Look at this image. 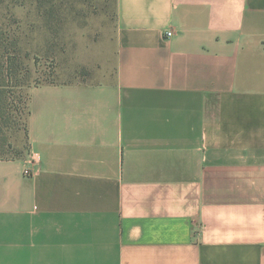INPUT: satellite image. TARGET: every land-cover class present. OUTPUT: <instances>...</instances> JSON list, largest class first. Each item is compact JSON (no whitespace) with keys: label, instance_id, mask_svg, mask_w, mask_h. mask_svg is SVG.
Segmentation results:
<instances>
[{"label":"crops","instance_id":"0c3cea01","mask_svg":"<svg viewBox=\"0 0 264 264\" xmlns=\"http://www.w3.org/2000/svg\"><path fill=\"white\" fill-rule=\"evenodd\" d=\"M113 9L97 80L30 88L0 264H264V0Z\"/></svg>","mask_w":264,"mask_h":264},{"label":"rangeland","instance_id":"374dc122","mask_svg":"<svg viewBox=\"0 0 264 264\" xmlns=\"http://www.w3.org/2000/svg\"><path fill=\"white\" fill-rule=\"evenodd\" d=\"M44 1L0 0V87L6 106L0 111V157L31 151L27 112L32 85L97 80L98 67L112 58L114 0H77V6L75 0H54L58 10L68 2L78 17L57 13L49 26L45 7L39 6Z\"/></svg>","mask_w":264,"mask_h":264},{"label":"trees","instance_id":"16d2710c","mask_svg":"<svg viewBox=\"0 0 264 264\" xmlns=\"http://www.w3.org/2000/svg\"><path fill=\"white\" fill-rule=\"evenodd\" d=\"M48 3H49V5L47 6ZM39 6H40L41 9H43L45 7L44 8V18L46 19L45 22L47 23V26H49V24H51V23L48 24V19H50V17H56V15H57V13H58L59 10L56 9V4L54 3V0H46L43 3H39ZM47 7L49 8L48 10H47ZM41 14H42V12H41ZM3 94H4V91L0 87V111H2L3 109H5V107H6L5 104H4L5 100H4ZM29 113H30V109H29V104H28L27 121H28ZM28 134H29V132H28ZM23 156H26V155L20 153V154H17L15 156L8 157V158H15V157L16 158H20V157H23ZM0 158H4V157H0ZM5 158H7V157H5Z\"/></svg>","mask_w":264,"mask_h":264},{"label":"built area","instance_id":"2783aa9c","mask_svg":"<svg viewBox=\"0 0 264 264\" xmlns=\"http://www.w3.org/2000/svg\"><path fill=\"white\" fill-rule=\"evenodd\" d=\"M172 31L168 32V35H172ZM41 161V156L40 154L30 151L27 157V162L24 168V175L26 176H33L36 173V165L40 163Z\"/></svg>","mask_w":264,"mask_h":264}]
</instances>
